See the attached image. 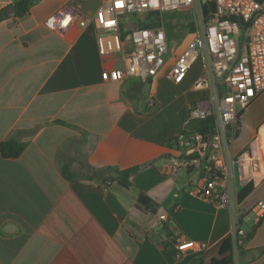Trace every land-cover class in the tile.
<instances>
[{
  "label": "crops",
  "instance_id": "0c3cea01",
  "mask_svg": "<svg viewBox=\"0 0 264 264\" xmlns=\"http://www.w3.org/2000/svg\"><path fill=\"white\" fill-rule=\"evenodd\" d=\"M16 1L0 0V13ZM31 2L24 17L0 16V143H25L16 158L0 154V264H209L230 235L234 264H264V92L239 115L227 155L179 144L200 71L177 84L171 65L145 81L110 80L131 46L98 54L91 19L101 0ZM66 8L87 26L44 23ZM244 152L257 171H241ZM185 156L193 164L174 169ZM208 165L228 170L230 207L189 192ZM133 167L126 185L119 172ZM236 219L248 238L237 239ZM178 235L208 247L178 253Z\"/></svg>",
  "mask_w": 264,
  "mask_h": 264
},
{
  "label": "built area",
  "instance_id": "2783aa9c",
  "mask_svg": "<svg viewBox=\"0 0 264 264\" xmlns=\"http://www.w3.org/2000/svg\"><path fill=\"white\" fill-rule=\"evenodd\" d=\"M181 10L193 11L194 23L185 46L171 63L169 77L174 83H181L200 60V73L192 83V89L199 94L190 103L188 115L192 120L211 116L213 129L185 135L179 144H194L198 149L208 146L227 155L236 133L237 117L264 92V0H101L91 19L97 51L103 57L115 55L129 43L131 50L123 68L111 69L109 79H151L169 56L166 13ZM128 14L135 15L138 22L129 19L128 31H124L123 17ZM74 21L82 27L88 23L72 8L57 11L44 23L63 30ZM193 162L192 157L173 158V168H186ZM235 162L241 171L258 170L257 161L246 152ZM204 172L203 183L191 187L189 192L217 207H230L228 170L208 165ZM263 216L264 194L257 218ZM234 233L238 240L246 235L237 219ZM173 244L178 253L208 247L182 235L174 237Z\"/></svg>",
  "mask_w": 264,
  "mask_h": 264
},
{
  "label": "trees",
  "instance_id": "16d2710c",
  "mask_svg": "<svg viewBox=\"0 0 264 264\" xmlns=\"http://www.w3.org/2000/svg\"><path fill=\"white\" fill-rule=\"evenodd\" d=\"M31 0H18L16 1L12 7L15 10L14 16L16 17H24L28 14L29 6L31 5ZM239 125V116L236 120V133ZM213 129V119L211 116L206 117L205 119H189L188 124L184 128L183 132L180 136L177 137L179 140L181 137L185 135H189L195 131L197 132H209ZM25 147V143L20 142L17 138L12 137L0 143V154L4 158H16L18 157ZM62 174L68 180H75L73 173L70 171L68 165L62 166ZM138 170V167H133L129 169H125L119 172V179L126 185H128V178L130 175L135 173ZM79 183L82 184H90L93 182V179H78ZM107 185V183H104ZM141 196V195H140ZM251 232L246 235V238L249 237ZM234 248H235V239L233 236H228L224 238L219 246V257L212 259L209 264H234Z\"/></svg>",
  "mask_w": 264,
  "mask_h": 264
},
{
  "label": "rangeland",
  "instance_id": "374dc122",
  "mask_svg": "<svg viewBox=\"0 0 264 264\" xmlns=\"http://www.w3.org/2000/svg\"><path fill=\"white\" fill-rule=\"evenodd\" d=\"M166 17L168 18L169 56L164 67H169L175 56L185 46L192 32L194 12L191 10H181L177 12L166 13ZM129 19H131L133 22H138V19L135 15H125L123 17L124 31H128L130 25ZM126 50H128V46L126 47ZM200 69L201 62L199 60L191 69V73L197 74Z\"/></svg>",
  "mask_w": 264,
  "mask_h": 264
},
{
  "label": "water",
  "instance_id": "95a60500",
  "mask_svg": "<svg viewBox=\"0 0 264 264\" xmlns=\"http://www.w3.org/2000/svg\"><path fill=\"white\" fill-rule=\"evenodd\" d=\"M15 14V10L13 7L8 6L7 8L4 9L3 13H0V16H12Z\"/></svg>",
  "mask_w": 264,
  "mask_h": 264
}]
</instances>
